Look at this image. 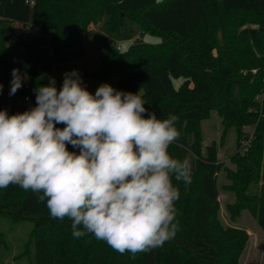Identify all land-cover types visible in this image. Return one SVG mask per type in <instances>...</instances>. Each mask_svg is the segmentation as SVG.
I'll list each match as a JSON object with an SVG mask.
<instances>
[{
  "label": "trees",
  "instance_id": "1",
  "mask_svg": "<svg viewBox=\"0 0 264 264\" xmlns=\"http://www.w3.org/2000/svg\"><path fill=\"white\" fill-rule=\"evenodd\" d=\"M105 17L111 37L129 18L166 39L157 47L138 40L125 52L105 41L102 68L81 75L101 84L116 77L114 88L139 91L157 118L169 113L179 117L181 136L169 153L192 164L191 183L173 178L180 192L175 202L180 230L163 246L133 260L91 233L74 238L67 217H51L46 203L18 185L0 189L3 212L34 221V264H241L250 236L245 229L223 224L219 175L226 172L231 182L226 188L235 195L227 207L230 218L248 210L264 231V118L256 101L264 90V0H0V99L14 98L6 109L10 115L35 106L34 89L47 85L60 63L81 57L84 34ZM13 68L28 71L29 88L22 86L10 96ZM254 69L258 74H252ZM179 79L183 82L175 87ZM26 95L31 101L18 106L17 100ZM214 111L237 134L235 170L218 158L216 143L202 150L201 122ZM253 129L251 147L242 154L241 141ZM252 184L259 187L258 194H248Z\"/></svg>",
  "mask_w": 264,
  "mask_h": 264
},
{
  "label": "clouds",
  "instance_id": "2",
  "mask_svg": "<svg viewBox=\"0 0 264 264\" xmlns=\"http://www.w3.org/2000/svg\"><path fill=\"white\" fill-rule=\"evenodd\" d=\"M11 77L10 96L29 79L17 68ZM34 92V107L0 110V189L31 191L51 217L71 221L74 238L91 233L133 260L172 239L180 230L173 178L188 184L192 172L187 157L169 153L179 117L157 118L139 91L103 83L93 94L75 69L59 89L50 77Z\"/></svg>",
  "mask_w": 264,
  "mask_h": 264
},
{
  "label": "rangeland",
  "instance_id": "3",
  "mask_svg": "<svg viewBox=\"0 0 264 264\" xmlns=\"http://www.w3.org/2000/svg\"><path fill=\"white\" fill-rule=\"evenodd\" d=\"M106 19L105 17L102 22L92 24L84 34L82 44L78 49L82 53L79 59L58 65L52 76L56 82H63L64 73L75 69L78 70L87 89L94 94L101 83L94 77L81 74L98 72L102 68V59L106 54L103 42H112L116 47H120L122 52H125L135 45L138 40L152 47H157L166 41L162 34L146 31L129 18L125 19L119 34L111 37L105 32ZM22 29V26L18 25L16 33H20ZM23 72L28 74L27 70ZM116 81L117 78L113 77L106 83L114 87ZM182 82L183 79L174 80L175 87H179ZM25 83H28V80L23 84ZM14 103V98L0 99V110H5L13 106ZM252 128L248 127V129ZM201 131L202 150H205V147L213 142L216 143L218 158L227 169L235 170L236 165L233 161V156L237 152V134L235 129L226 127L223 124L222 115L219 111H214L208 119L201 122ZM230 183L226 177V172H222L219 175L221 220L226 226L232 225L245 229L250 236L245 252L241 257V264H264V231L260 228L256 217L248 210H244L235 219L232 220L230 218L227 207L235 202L234 193L226 188ZM258 193L259 187L252 184L248 194L254 195ZM34 226V221L3 212V208L0 206V234L2 237L0 264H34L35 249L31 238Z\"/></svg>",
  "mask_w": 264,
  "mask_h": 264
},
{
  "label": "built area",
  "instance_id": "4",
  "mask_svg": "<svg viewBox=\"0 0 264 264\" xmlns=\"http://www.w3.org/2000/svg\"><path fill=\"white\" fill-rule=\"evenodd\" d=\"M117 49L119 51H121V48L120 47H117ZM258 72H259L258 69L252 70V74L253 75L258 74ZM262 77H263V82H264V69H263V72H262ZM23 87L25 89H28L29 88V86H28L27 83L23 84ZM30 101H31L30 96L26 95V96L20 98L19 100H17L16 103H17L18 106L21 107V106L29 103ZM256 101L258 103H260V106H261L260 119H263L264 118V113H263V110H264V90L256 97ZM254 131H255V129H253V130H246V132L248 133V139L244 138L241 141V152H242V154H245L250 149L251 144H252V139H253V136H254Z\"/></svg>",
  "mask_w": 264,
  "mask_h": 264
},
{
  "label": "water",
  "instance_id": "5",
  "mask_svg": "<svg viewBox=\"0 0 264 264\" xmlns=\"http://www.w3.org/2000/svg\"><path fill=\"white\" fill-rule=\"evenodd\" d=\"M18 111H20V109H18Z\"/></svg>",
  "mask_w": 264,
  "mask_h": 264
}]
</instances>
